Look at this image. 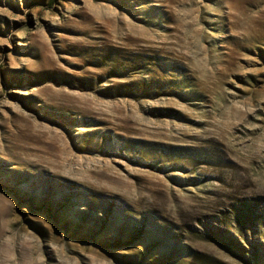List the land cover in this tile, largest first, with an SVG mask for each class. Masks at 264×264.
I'll return each instance as SVG.
<instances>
[{"label": "rangeland", "instance_id": "1", "mask_svg": "<svg viewBox=\"0 0 264 264\" xmlns=\"http://www.w3.org/2000/svg\"><path fill=\"white\" fill-rule=\"evenodd\" d=\"M0 264H264V0H0Z\"/></svg>", "mask_w": 264, "mask_h": 264}]
</instances>
